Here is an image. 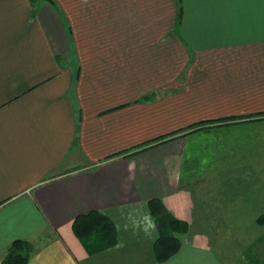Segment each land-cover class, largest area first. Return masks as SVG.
Masks as SVG:
<instances>
[{"label":"crops","instance_id":"0c3cea01","mask_svg":"<svg viewBox=\"0 0 264 264\" xmlns=\"http://www.w3.org/2000/svg\"><path fill=\"white\" fill-rule=\"evenodd\" d=\"M200 122L256 153L242 128L264 124V0H0V261L26 239L27 264H221L182 183ZM153 198L189 225L163 262ZM91 211L117 231L94 255L71 228Z\"/></svg>","mask_w":264,"mask_h":264},{"label":"rangeland","instance_id":"374dc122","mask_svg":"<svg viewBox=\"0 0 264 264\" xmlns=\"http://www.w3.org/2000/svg\"><path fill=\"white\" fill-rule=\"evenodd\" d=\"M224 127L201 124L191 129L182 167V183L196 186L198 200L205 208H210L211 242L220 263L256 264L250 255L264 261V227L255 221L263 210L260 201L264 195V124L255 122L242 128L255 134V154L244 153L245 145L233 151V138L228 133L237 128L228 130ZM253 139L251 135V141ZM248 157L251 158L250 168L256 163L258 171L253 173L243 169ZM236 161L241 166L233 164ZM236 175L239 177L235 178ZM255 198L256 205L253 204ZM46 234L53 236V232L43 233ZM31 242L36 246V241Z\"/></svg>","mask_w":264,"mask_h":264},{"label":"trees","instance_id":"16d2710c","mask_svg":"<svg viewBox=\"0 0 264 264\" xmlns=\"http://www.w3.org/2000/svg\"><path fill=\"white\" fill-rule=\"evenodd\" d=\"M180 19L181 8L179 7L177 14L178 23ZM201 124L203 122L193 124L188 129L195 128ZM184 130L187 129L178 132ZM168 136L157 140L163 141V138L166 139ZM147 146L141 147L139 150H143ZM147 205L155 219L158 232L152 247L153 255L157 262H163L178 251L181 244L179 236L187 232L189 225L186 221L172 215L159 198L150 199ZM255 221L259 226L264 227V209L257 215ZM71 228L88 255L104 251L114 246L117 242V231L113 222L100 211H91L77 216L72 221ZM35 250L36 247L31 241L14 239L7 246L0 264H27ZM250 257L255 259L256 264H264V261H260L258 257L252 255Z\"/></svg>","mask_w":264,"mask_h":264}]
</instances>
